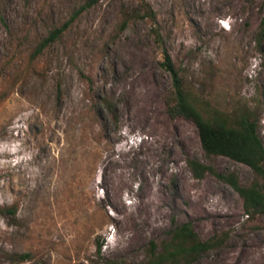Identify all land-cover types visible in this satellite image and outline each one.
<instances>
[{
	"label": "rangeland",
	"instance_id": "obj_1",
	"mask_svg": "<svg viewBox=\"0 0 264 264\" xmlns=\"http://www.w3.org/2000/svg\"><path fill=\"white\" fill-rule=\"evenodd\" d=\"M81 1L0 0V264H140L185 222L221 239L194 264H264V213L187 159L251 169L169 117L162 66L204 115L252 113L264 145V0H98L32 58Z\"/></svg>",
	"mask_w": 264,
	"mask_h": 264
},
{
	"label": "trees",
	"instance_id": "obj_2",
	"mask_svg": "<svg viewBox=\"0 0 264 264\" xmlns=\"http://www.w3.org/2000/svg\"><path fill=\"white\" fill-rule=\"evenodd\" d=\"M97 1L82 0L62 24L53 26L39 39L33 47L31 57L39 56L56 42L69 25ZM262 20L264 24V16ZM162 66L169 72L172 80V89L165 102L169 117L191 120L206 156H225L243 163L251 169L254 180L249 184H241L233 172L222 173L211 165L188 158L187 165L192 175L202 178L205 173H210L229 184L239 194L248 216L264 213V145L258 134V119L250 112L242 113L235 119L217 110L204 115L184 90L182 78L167 52L164 53ZM103 103L109 112H115L110 101L104 99ZM220 243L221 239L215 236L202 240L192 225L185 222L175 226L168 238L159 242L150 240L146 256L140 264H194L200 255L218 247ZM97 247L100 250L101 244L97 243Z\"/></svg>",
	"mask_w": 264,
	"mask_h": 264
},
{
	"label": "built area",
	"instance_id": "obj_3",
	"mask_svg": "<svg viewBox=\"0 0 264 264\" xmlns=\"http://www.w3.org/2000/svg\"><path fill=\"white\" fill-rule=\"evenodd\" d=\"M220 24L222 25V27L224 28H229V23L227 20H220Z\"/></svg>",
	"mask_w": 264,
	"mask_h": 264
}]
</instances>
